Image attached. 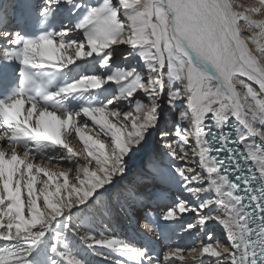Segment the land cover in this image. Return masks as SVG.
I'll use <instances>...</instances> for the list:
<instances>
[{
  "label": "snow or ice",
  "instance_id": "snow-or-ice-1",
  "mask_svg": "<svg viewBox=\"0 0 264 264\" xmlns=\"http://www.w3.org/2000/svg\"><path fill=\"white\" fill-rule=\"evenodd\" d=\"M0 264H264V0L0 2Z\"/></svg>",
  "mask_w": 264,
  "mask_h": 264
},
{
  "label": "bare ground",
  "instance_id": "bare-ground-1",
  "mask_svg": "<svg viewBox=\"0 0 264 264\" xmlns=\"http://www.w3.org/2000/svg\"><path fill=\"white\" fill-rule=\"evenodd\" d=\"M137 229H138V225L135 222L129 223V221L127 220L121 221L120 225L118 226V230L128 235H132L133 232Z\"/></svg>",
  "mask_w": 264,
  "mask_h": 264
}]
</instances>
